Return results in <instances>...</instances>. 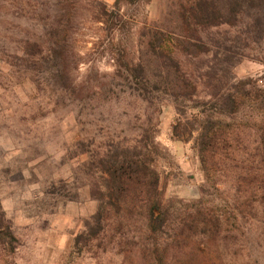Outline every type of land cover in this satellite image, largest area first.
Masks as SVG:
<instances>
[{
  "label": "trees",
  "instance_id": "obj_1",
  "mask_svg": "<svg viewBox=\"0 0 264 264\" xmlns=\"http://www.w3.org/2000/svg\"><path fill=\"white\" fill-rule=\"evenodd\" d=\"M140 2L0 0L5 62L84 131L74 158L85 157L81 179L98 209L71 254L113 256L107 264H241L248 248L242 264H259L249 236L253 225L264 231V76L238 79L235 59L248 43L264 45V0H168L161 19L142 26L129 12ZM223 27L245 38L212 33ZM210 54L197 78L182 61ZM104 57L113 72L98 68ZM169 104L178 115L173 137L196 134L206 179L190 202L163 197L155 166ZM222 179L234 195L211 204L212 190L225 192ZM0 248H16L1 201Z\"/></svg>",
  "mask_w": 264,
  "mask_h": 264
},
{
  "label": "rangeland",
  "instance_id": "obj_2",
  "mask_svg": "<svg viewBox=\"0 0 264 264\" xmlns=\"http://www.w3.org/2000/svg\"><path fill=\"white\" fill-rule=\"evenodd\" d=\"M102 1L110 6L115 2ZM167 7L168 0H141L129 12L135 14L137 24L142 26L161 19ZM212 33L229 38L239 34L245 38L238 28L223 27ZM2 35L0 31V40ZM244 46L237 51L235 76L262 78L264 45ZM3 57L0 50V201L11 222L16 248L13 252L0 248V264H107L113 256L98 260L91 253L71 254L76 235L98 209V202L90 197L81 179L85 157L79 155L78 161L74 158L83 129L72 121L66 109L50 107L48 98L39 95L32 83L23 80ZM190 60L182 56L188 72L197 78L202 66L212 62L213 56L199 57L195 65H189ZM87 68L81 67L80 77ZM98 68L107 73L114 70L105 57L100 59ZM198 82L199 96L204 98L206 89ZM259 85L264 86V79ZM177 118L172 105L163 107L156 139L161 154L155 166L161 175L163 197L190 202L201 197L206 179L196 151V134L189 142L173 137ZM100 135L103 137L104 133ZM247 140L252 149L255 138L249 136ZM222 180L221 189L225 192L212 190L213 195L207 197L211 204H227L234 195L232 181ZM250 228L253 243L250 250L258 256V263L264 264V236H258L264 232L263 226ZM248 254L245 248L242 257ZM242 257L238 258L241 264Z\"/></svg>",
  "mask_w": 264,
  "mask_h": 264
}]
</instances>
